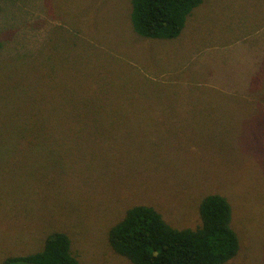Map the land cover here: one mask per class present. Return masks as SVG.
I'll use <instances>...</instances> for the list:
<instances>
[{"label": "rangeland", "instance_id": "rangeland-1", "mask_svg": "<svg viewBox=\"0 0 264 264\" xmlns=\"http://www.w3.org/2000/svg\"><path fill=\"white\" fill-rule=\"evenodd\" d=\"M132 0H0V264L55 231L81 264H133L109 228L133 204L177 227L225 195L227 264H264V0H203L173 39Z\"/></svg>", "mask_w": 264, "mask_h": 264}, {"label": "trees", "instance_id": "trees-1", "mask_svg": "<svg viewBox=\"0 0 264 264\" xmlns=\"http://www.w3.org/2000/svg\"><path fill=\"white\" fill-rule=\"evenodd\" d=\"M202 1L132 0V26L143 37L177 38ZM198 212L196 226L177 227L153 205L133 204L109 228V242L133 264H227L241 246L230 201L220 193L207 194ZM2 264L81 263L68 233L55 231L40 250L6 257Z\"/></svg>", "mask_w": 264, "mask_h": 264}]
</instances>
